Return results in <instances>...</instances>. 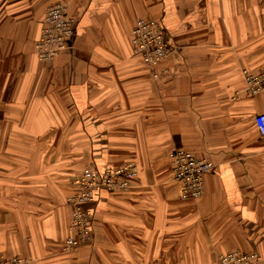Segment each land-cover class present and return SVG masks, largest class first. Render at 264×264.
Instances as JSON below:
<instances>
[{
  "label": "crops",
  "instance_id": "crops-1",
  "mask_svg": "<svg viewBox=\"0 0 264 264\" xmlns=\"http://www.w3.org/2000/svg\"><path fill=\"white\" fill-rule=\"evenodd\" d=\"M76 22L69 50L40 62L46 9ZM138 19L173 49L153 78L133 54ZM264 0H0V257L28 264H264ZM208 158L203 195L182 200L170 154ZM138 166L123 194L99 191L92 239L64 251L86 168ZM181 255L185 259H181Z\"/></svg>",
  "mask_w": 264,
  "mask_h": 264
},
{
  "label": "built area",
  "instance_id": "built-area-1",
  "mask_svg": "<svg viewBox=\"0 0 264 264\" xmlns=\"http://www.w3.org/2000/svg\"><path fill=\"white\" fill-rule=\"evenodd\" d=\"M76 22L68 15L65 4L54 3L45 12L42 28L37 39L36 54L40 62L50 63L62 52L69 50L75 35ZM131 45L133 54L139 56L150 70L153 78L159 74L156 67L171 56L173 49L167 42V36L162 25L153 19H138L132 30ZM247 90L257 94L264 90V73L253 75L244 70ZM255 123L260 135L264 136V113L255 117ZM173 179L178 185L182 200H197L203 195L204 177L215 169V164L208 158H200L182 148H176L170 154ZM139 174L138 166L128 162L120 168L99 172L88 169L74 179L76 192L68 203L72 208L69 228L75 237H68L64 251H73L92 238V209L99 191L128 192ZM257 255L230 252L221 254L217 264H256ZM0 264H28L19 256L0 257Z\"/></svg>",
  "mask_w": 264,
  "mask_h": 264
},
{
  "label": "rangeland",
  "instance_id": "rangeland-1",
  "mask_svg": "<svg viewBox=\"0 0 264 264\" xmlns=\"http://www.w3.org/2000/svg\"><path fill=\"white\" fill-rule=\"evenodd\" d=\"M88 169H91V168H86L84 171H86V170H88ZM84 171H83V172H84ZM83 172H82V173H83ZM119 194H120V192H119ZM121 194H123V192H121ZM121 194H120V195H121ZM72 195H74V193H73ZM72 195H71V196H72ZM71 196H70V197H71ZM70 197H69V198H70ZM67 202H68V199H67ZM68 204H69V203H68ZM69 205H70V204H69ZM91 239H92V238H91ZM65 240H66V239H65ZM65 240H64V242H65ZM90 241H91V240H90ZM90 241L86 242L85 244L89 243ZM85 244H83V245H85ZM83 245H82V246H83ZM181 259H185L183 255H181Z\"/></svg>",
  "mask_w": 264,
  "mask_h": 264
},
{
  "label": "trees",
  "instance_id": "trees-1",
  "mask_svg": "<svg viewBox=\"0 0 264 264\" xmlns=\"http://www.w3.org/2000/svg\"><path fill=\"white\" fill-rule=\"evenodd\" d=\"M112 193H117V192H112ZM118 194V193H117ZM93 205V204H92Z\"/></svg>",
  "mask_w": 264,
  "mask_h": 264
}]
</instances>
